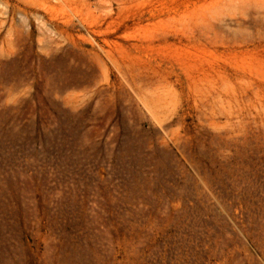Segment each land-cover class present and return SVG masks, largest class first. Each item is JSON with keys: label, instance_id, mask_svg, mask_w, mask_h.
<instances>
[{"label": "rangeland", "instance_id": "374dc122", "mask_svg": "<svg viewBox=\"0 0 264 264\" xmlns=\"http://www.w3.org/2000/svg\"><path fill=\"white\" fill-rule=\"evenodd\" d=\"M214 236L264 264V0H0V264H203Z\"/></svg>", "mask_w": 264, "mask_h": 264}, {"label": "built area", "instance_id": "2783aa9c", "mask_svg": "<svg viewBox=\"0 0 264 264\" xmlns=\"http://www.w3.org/2000/svg\"><path fill=\"white\" fill-rule=\"evenodd\" d=\"M172 228L167 227L164 228L161 225L157 226V229H148L145 228L141 238H143V245L146 248L149 245H154L157 249L158 254L160 255V249H164L172 256V253H175V250L169 246V241H175L174 233H172ZM227 240L231 243V247L233 246V242L236 240L232 238V236H228ZM207 244L205 245L204 254L202 255L203 264H232L229 256L225 255L223 252L224 247L222 246L223 242L216 239V236L213 238L207 239ZM146 250V249H145ZM188 264H195L194 255L189 253ZM194 262V263H192Z\"/></svg>", "mask_w": 264, "mask_h": 264}]
</instances>
